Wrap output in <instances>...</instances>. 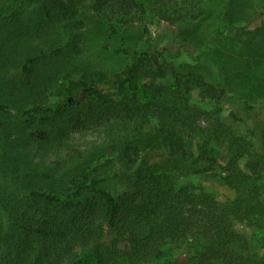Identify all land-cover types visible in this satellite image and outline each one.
I'll return each mask as SVG.
<instances>
[{"label":"trees","instance_id":"16d2710c","mask_svg":"<svg viewBox=\"0 0 264 264\" xmlns=\"http://www.w3.org/2000/svg\"><path fill=\"white\" fill-rule=\"evenodd\" d=\"M203 1L94 0L89 10L124 40L120 25L146 17L196 21L206 15ZM226 3L210 19L226 18ZM85 9L81 0H0V136L24 139L27 153L29 145L50 146L92 128L114 150L111 157L74 150L55 171L19 179L21 197L0 190V264H163L169 245L197 240L208 247L194 264H264V243L260 253L251 246L264 242V154L223 122L230 91L150 51H135L114 76L86 67L52 73L74 49L82 54L76 40L86 27ZM55 24L63 30L56 46L19 48ZM196 93L216 108L194 105ZM236 102L243 115L258 108L244 98ZM194 135L206 138L197 156L188 145ZM217 145L227 152L223 165L214 156ZM154 146L168 154L157 167L144 161ZM182 164L220 176L235 198L223 205L210 193L176 186L170 170ZM117 178L131 192L107 186ZM49 183L56 185L47 190ZM238 225L254 229L252 238Z\"/></svg>","mask_w":264,"mask_h":264},{"label":"rangeland","instance_id":"374dc122","mask_svg":"<svg viewBox=\"0 0 264 264\" xmlns=\"http://www.w3.org/2000/svg\"><path fill=\"white\" fill-rule=\"evenodd\" d=\"M81 1L86 5L83 18L86 27L80 32L76 44L82 54L78 55L74 49L72 57L67 54L58 60L60 64L54 65L56 68L52 73L57 74L68 67L74 70L86 67L114 76L126 69L135 51L162 53L181 72H200L209 82L229 90L231 94L227 98L223 122L232 127L236 135L250 142L251 151L264 154V0H227L224 12L226 18L218 23L210 19V15L222 0H204L202 5L206 15L202 18L176 24L154 17L142 18L128 25H120L124 40L110 33L103 19L89 10L94 0ZM62 40L61 25L55 24L40 30L35 38H28V42H22L19 48L22 51H29L34 46L45 49L56 46ZM122 48L128 54L116 52ZM58 76L61 77V73ZM20 97V102L24 104L29 100L25 94ZM238 97L256 105L257 110L243 115L236 102ZM192 100L194 105L208 111L217 106L215 102L205 103L197 93ZM201 126L206 128L207 124L202 122ZM152 130L153 127L147 132ZM205 139L204 136L194 135L188 142L194 156L198 155L197 148ZM25 145L28 146L24 139L7 140L0 136V190L5 189L20 196L22 177L55 171L57 162L74 150L79 149L84 156L92 153L111 157L114 152L113 148L106 145L102 132L92 128L69 133L50 146L36 144L30 148L29 145L28 154ZM214 148V156L223 165L227 157L226 149L218 145ZM144 156V161L151 167H157L167 160L168 154L154 146ZM183 166L170 170L176 186H190L210 193L223 205L235 198V191L220 176L198 173L187 168L188 165ZM138 168L139 165L136 170ZM116 172L119 173V170ZM19 179L21 182L17 183ZM55 185L49 183L45 189L50 190ZM107 186L114 192H131L126 181L121 178L109 181ZM237 230L248 238L254 234V229L242 225H238ZM263 243V240L252 242L253 251L260 253ZM207 247L208 242L204 240L169 245L167 252L170 258L163 264H194Z\"/></svg>","mask_w":264,"mask_h":264}]
</instances>
